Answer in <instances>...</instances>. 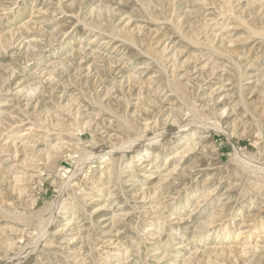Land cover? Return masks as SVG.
I'll return each instance as SVG.
<instances>
[{
	"label": "rangeland",
	"instance_id": "374dc122",
	"mask_svg": "<svg viewBox=\"0 0 264 264\" xmlns=\"http://www.w3.org/2000/svg\"><path fill=\"white\" fill-rule=\"evenodd\" d=\"M0 264H264V0H0Z\"/></svg>",
	"mask_w": 264,
	"mask_h": 264
},
{
	"label": "bare ground",
	"instance_id": "6f19581e",
	"mask_svg": "<svg viewBox=\"0 0 264 264\" xmlns=\"http://www.w3.org/2000/svg\"><path fill=\"white\" fill-rule=\"evenodd\" d=\"M50 77V76H49ZM140 144V143H139ZM131 148V147H130ZM148 149V148H147ZM145 153H147V150L145 151ZM74 174V173H73ZM60 205V204H59ZM224 231V230H223Z\"/></svg>",
	"mask_w": 264,
	"mask_h": 264
}]
</instances>
